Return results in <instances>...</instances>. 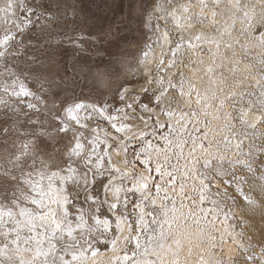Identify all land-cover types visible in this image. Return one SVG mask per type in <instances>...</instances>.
Returning <instances> with one entry per match:
<instances>
[{
    "label": "snow or ice",
    "instance_id": "1",
    "mask_svg": "<svg viewBox=\"0 0 264 264\" xmlns=\"http://www.w3.org/2000/svg\"><path fill=\"white\" fill-rule=\"evenodd\" d=\"M89 3L0 0V264H264V0Z\"/></svg>",
    "mask_w": 264,
    "mask_h": 264
},
{
    "label": "rangeland",
    "instance_id": "2",
    "mask_svg": "<svg viewBox=\"0 0 264 264\" xmlns=\"http://www.w3.org/2000/svg\"><path fill=\"white\" fill-rule=\"evenodd\" d=\"M84 5H85V7L87 9H91L92 8L91 4L89 3V0H84ZM92 10H94V9H92ZM109 19H111V14L109 16ZM239 27H240V25L237 26V28H239ZM121 35H124V34L122 33ZM129 38H131V37H129ZM105 47H108V45H105ZM66 59H67V57H66ZM89 59H90V57L88 55L82 56L81 57L82 65L84 64V62H87ZM77 91H79V89ZM153 143H156V141H153ZM153 161H155V160H153ZM174 162H175V160H173V163Z\"/></svg>",
    "mask_w": 264,
    "mask_h": 264
},
{
    "label": "bare ground",
    "instance_id": "3",
    "mask_svg": "<svg viewBox=\"0 0 264 264\" xmlns=\"http://www.w3.org/2000/svg\"><path fill=\"white\" fill-rule=\"evenodd\" d=\"M239 24H237V26H238ZM153 163H155V161H153Z\"/></svg>",
    "mask_w": 264,
    "mask_h": 264
}]
</instances>
